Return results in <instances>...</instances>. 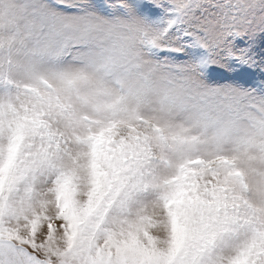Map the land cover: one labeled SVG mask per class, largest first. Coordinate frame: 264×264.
<instances>
[{"label": "snow or ice", "instance_id": "obj_1", "mask_svg": "<svg viewBox=\"0 0 264 264\" xmlns=\"http://www.w3.org/2000/svg\"><path fill=\"white\" fill-rule=\"evenodd\" d=\"M89 7L77 36L84 66L0 103V264H264V209L249 206L237 166L264 161V101L249 97L235 153L188 156L160 199L132 213L121 199L153 123L109 86L141 78L149 85L147 73L156 69L143 49L165 40L146 25L167 16L197 42L214 35L230 47L231 77L264 93V0H89ZM80 101L93 114L68 123ZM44 163L58 166L54 178L39 192L22 189ZM241 225L226 250L214 249L221 233Z\"/></svg>", "mask_w": 264, "mask_h": 264}, {"label": "rangeland", "instance_id": "obj_2", "mask_svg": "<svg viewBox=\"0 0 264 264\" xmlns=\"http://www.w3.org/2000/svg\"><path fill=\"white\" fill-rule=\"evenodd\" d=\"M93 11L89 0H0V103L83 67L80 54L86 48L77 36L85 28L82 18ZM146 26L155 40H165L143 49L146 62L156 69L147 73L149 85L143 78L123 85L109 81L115 96L124 97L153 123L145 156L121 199L122 210L132 213L160 199L165 181L188 156L221 148L235 153L247 127L249 97L264 101V93L231 77L227 61L236 52L217 45L214 35L206 43L197 42L186 28L170 25L167 16ZM241 38L233 37L231 42ZM187 50L198 55L193 58ZM92 114V108L80 101L73 103L64 119L71 123L73 115ZM237 166L242 168L240 186L249 206L264 209V161H252L250 168ZM57 171V165L44 163L26 175L21 188L39 192ZM242 228L226 229L214 249L226 250ZM25 264H31V258Z\"/></svg>", "mask_w": 264, "mask_h": 264}]
</instances>
